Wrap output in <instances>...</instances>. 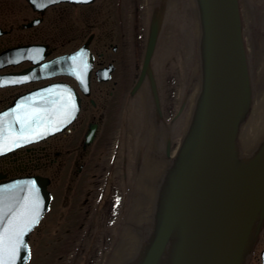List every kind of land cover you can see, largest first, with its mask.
Listing matches in <instances>:
<instances>
[{
  "label": "water",
  "instance_id": "water-1",
  "mask_svg": "<svg viewBox=\"0 0 264 264\" xmlns=\"http://www.w3.org/2000/svg\"><path fill=\"white\" fill-rule=\"evenodd\" d=\"M28 1L44 11L95 0ZM146 5L152 15L140 81L147 73L159 113L157 82L163 102L170 98L181 111L168 130L155 125L143 91L129 102L125 125L184 138L158 191L151 230L123 264H247L264 228V0ZM69 95L64 125L79 110ZM240 148L254 152L243 156ZM48 185L42 177L0 184V235L24 229L12 264L30 260L29 235L51 202Z\"/></svg>",
  "mask_w": 264,
  "mask_h": 264
},
{
  "label": "flooded vegetation",
  "instance_id": "flooded-vegetation-1",
  "mask_svg": "<svg viewBox=\"0 0 264 264\" xmlns=\"http://www.w3.org/2000/svg\"><path fill=\"white\" fill-rule=\"evenodd\" d=\"M23 3L28 16L23 17L19 25L11 24L10 29L0 26L3 31L0 35V144L7 142L10 146V150L6 148L0 151V183L27 176L49 179L53 198L44 220L57 209L56 206H60L67 220L65 224L58 225H64L66 230L74 232L78 224L75 217L81 213L89 217V220L82 222V229L87 228L80 238L70 239V242L77 241L75 249H78L79 242L82 243L85 233L93 225L96 214H100L98 223L103 231L114 223L115 181L121 178L125 180L124 167L128 166L126 155L122 158L119 154L123 144L121 137L126 129L124 118L128 103L146 91L153 109L154 124L163 126L165 130L172 125L169 122L178 110L175 112L170 98L169 102H163L162 90L157 82L161 113L157 111L147 73L137 85L144 67L149 18L152 15L150 9L149 16H145V7L140 0H116L107 35L104 34L102 38L99 31L103 30L104 24H100L98 14L79 19V28L72 29V32L68 28L66 10L69 6L79 10L93 4L82 6L63 3L40 12L25 0ZM128 3L130 6L127 11ZM10 11H13L12 7L5 12L6 15ZM13 14L17 16V13ZM84 30L86 35L81 37ZM9 51L11 54L7 56ZM58 58L60 65L51 69L48 62ZM87 66H90L88 90L80 81V76L84 80ZM51 73L57 74L50 76ZM58 82L69 85L78 94L80 111L77 118L62 131L45 139L27 143L20 141L19 147L12 146L11 138L25 134L29 129L18 127L14 132L11 128L14 118L32 119V94ZM39 93L40 102L49 99V93ZM11 105L15 110L13 113L8 111ZM174 141L173 137H168L161 146L163 155L168 159L176 151ZM100 158H103V166L98 176L95 170L99 168ZM115 165L122 169L121 175L117 173ZM90 173L92 177L98 178L96 182ZM113 173L118 176L112 178ZM109 182L111 194L108 197L104 194ZM63 190L67 192L64 204L59 199ZM52 221L57 222L55 216ZM40 227L30 237L32 258L36 246L34 234ZM107 240L110 239L104 237L102 241H97L86 264H94L98 260L103 253L99 247L106 249ZM263 250L264 237L261 233L247 264H263Z\"/></svg>",
  "mask_w": 264,
  "mask_h": 264
},
{
  "label": "rangeland",
  "instance_id": "rangeland-1",
  "mask_svg": "<svg viewBox=\"0 0 264 264\" xmlns=\"http://www.w3.org/2000/svg\"><path fill=\"white\" fill-rule=\"evenodd\" d=\"M115 1L116 0H97L92 6L80 8L79 10L73 9L69 6L68 9L66 10L69 31L72 32V29L74 30L79 28L80 26L79 19L87 18L88 16H91L93 14H98L100 18L99 21H101L100 24H104L103 30L99 31L101 32L100 36L102 38L104 34L107 35V29H108L107 26L111 14H113ZM140 2L142 3L143 7H145L143 11L146 13L145 16H147L146 0H140ZM129 6H130L129 3L128 5L126 4L127 11L129 9L128 8ZM9 7H12L13 11L8 12L6 15L5 12H7ZM95 8H98V10H96ZM14 12L17 13V16H14L13 14ZM0 13H2L0 14V17L2 16L0 18V26H2L5 29H10L11 24L19 25L22 21V18L28 14V12H26V6H24L23 0H0ZM85 35L86 33L84 30V32H81V37ZM114 56L118 57V55H114ZM107 117L109 116L107 115ZM123 136L124 139L128 137L129 142L131 141L132 138V145L134 144V137L136 136L135 134H132L131 132L130 133L125 132ZM174 143H175L174 146L176 145L178 146L179 140H175ZM123 145L124 144H122V146ZM107 147L110 148L109 145H107ZM129 148L130 147H126V150L124 149L127 154L129 152ZM102 161L103 158H100L99 168L95 170V172L98 173V176H99V172L102 171L101 170V167L103 166ZM136 162L135 159L133 161L130 160L131 165L129 166L125 165L124 174L126 177L124 181H122V178L116 179L115 181V189H116L115 191H117L116 212H115L116 217L114 220L115 222L112 223V226L108 230L103 231L100 222L98 223L100 214L99 213L96 214L94 223L93 225L91 224L92 228L90 227V229H88V231L84 235V239L82 243L79 242L78 249H75L77 241L73 240V242H70V239L71 237H74L76 240L80 238L81 234H83L87 228L86 227L82 229L83 228L82 222L89 220V217H87V214L85 213L83 214L81 213L77 215L75 217V219H78L77 221L78 224L76 223L77 230L71 232L66 230V228L63 227L64 225H58L60 223L65 224V221L67 219L63 217V211L59 209L60 206L59 207L56 206L55 209L56 208L57 209L47 216L46 220H44L43 223L41 224V227L34 234L36 246L31 264H86V262L89 261V257L91 256V253L94 251V246L96 245L97 241L99 240L102 241L104 237L110 239L107 240L109 241L107 245L108 247L106 249H101L102 247H99V250L103 253L101 256H99L98 260H95L94 264H103V263L108 264L112 262V258L114 259L113 262L116 263L121 262L122 259H124L125 261H129L133 257L129 255L136 247V241L139 239V236H141V234L143 233V221L146 216V213L149 212L148 208L147 211L145 210L146 207L144 208V210L143 209L139 210V212H143L144 216L142 217V214L135 212V209L133 207L134 201L131 198L129 199V195H131L132 187H133V182H131V180L135 177L134 170L136 167ZM115 166L116 169L118 170L117 173L121 175L122 169L119 168L118 165ZM93 169L94 168H91V170ZM116 176L118 175L116 173H113L112 178ZM91 178L95 180V182L98 179L97 177H92V176ZM110 184L111 183L109 182V185L107 186V189L105 190V194H104L105 196L108 197H109V193L111 194ZM123 185H125V187H123ZM65 194H67V192L64 190L60 192L59 199L60 202L63 204H64V199L66 198ZM142 207L143 206H141V208ZM132 212L133 215L131 216ZM53 216H55L57 222L52 221ZM137 216L138 218L136 219L135 217ZM91 229H93V231ZM128 233H130L129 240L125 238L126 236H128ZM98 245L102 246V244L100 243ZM80 246L81 247L83 246L84 248L82 249ZM111 250H112V256L110 259L108 253Z\"/></svg>",
  "mask_w": 264,
  "mask_h": 264
},
{
  "label": "bare ground",
  "instance_id": "bare-ground-1",
  "mask_svg": "<svg viewBox=\"0 0 264 264\" xmlns=\"http://www.w3.org/2000/svg\"><path fill=\"white\" fill-rule=\"evenodd\" d=\"M146 55H147V51H146ZM143 71H144V67H143ZM128 106L129 103L125 110V117ZM125 128H126L125 129L126 133L131 132L132 134L136 135L134 137L133 145H132V138L131 141L129 142L128 137L124 139V136L122 135L121 138L124 139L123 140L124 145L122 146L119 152V154L122 155L123 158V156L127 154L125 152L126 147H130L129 152L126 155L128 166L131 165L130 160L133 161L135 159V162L137 161L134 170L135 177L134 178L132 177L133 179L131 178L133 181L130 179L131 182H133V187H132L131 195H129V199L131 198L134 201L133 207L135 209V212L142 214V217L144 216L143 212H139V210L142 209L144 210V208L146 207L145 210L147 211L148 208L149 211L148 213H146V216L143 221V233L141 234V236H139V239L136 241V247L129 255V256H134L137 249L139 250L141 248L143 241L145 240V235L151 230L153 217L156 209L158 191L160 189L163 180L165 179L167 170L172 166V163L174 161L173 160L174 157L168 159L163 155L164 151L163 149H161V146L168 137H173L175 140H179L178 144L181 143L184 137L153 131L149 129L139 128V127L129 126V125H125ZM239 152L243 156H249L254 151L240 148ZM141 206L143 207L141 208ZM132 215L133 212L131 216ZM135 218L137 219L138 216ZM129 236L130 233H128V236H126L125 238L129 240L130 239ZM108 254L111 259L112 250ZM113 260L114 259L112 258V262L108 264H119V263L123 264L124 262H126L124 259H122L121 262L119 263L113 262Z\"/></svg>",
  "mask_w": 264,
  "mask_h": 264
},
{
  "label": "snow or ice",
  "instance_id": "snow-or-ice-1",
  "mask_svg": "<svg viewBox=\"0 0 264 264\" xmlns=\"http://www.w3.org/2000/svg\"><path fill=\"white\" fill-rule=\"evenodd\" d=\"M40 135H42V133L37 132L34 136L21 135L12 137V146L19 147L20 141H31L36 136ZM6 148L10 150V146L7 142H5L4 144H0V151H3ZM23 234V228L19 230H16L15 228H6L3 230V235H0V264H12V258L14 257L16 251V244L22 243V240L20 238ZM9 244L13 245L11 249H9Z\"/></svg>",
  "mask_w": 264,
  "mask_h": 264
}]
</instances>
